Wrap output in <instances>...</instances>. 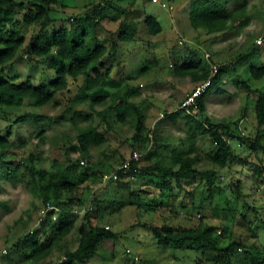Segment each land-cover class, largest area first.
<instances>
[{
    "label": "rangeland",
    "instance_id": "374dc122",
    "mask_svg": "<svg viewBox=\"0 0 264 264\" xmlns=\"http://www.w3.org/2000/svg\"><path fill=\"white\" fill-rule=\"evenodd\" d=\"M97 1L101 0H61L52 6L55 10L53 17L56 23L60 22L59 19L82 12L86 4ZM109 1L120 9H133V15H138L140 21L145 16L154 17L162 31L150 35L144 23L140 22L137 32L140 40L120 42L117 59L107 56V65L112 66V79L106 80L99 89L84 91V79L79 77L69 83L67 91L56 95V106L36 107L26 99L17 107L0 110V137H8L14 142L8 149L0 148V264H59L67 252L76 248L77 236L70 232L64 240L54 241L48 254L39 261L24 258L26 253L49 242L57 229L55 222L72 221L78 226L89 208L86 204L79 212H63L61 217L59 214L46 216L48 211L58 210L45 205L41 188L66 172L76 177V192L85 202L96 198L90 207L94 221L115 234L114 240L99 247L93 259L81 264H248L245 257L248 258L250 253H246V249L252 256L256 251L264 256V180L254 176L255 167L251 165L264 167V149L259 146L254 151L251 148L257 136L254 106L264 94V77L249 80L248 88L239 84L241 80L248 79L250 66L264 64V0H246L248 24L231 30L225 36L210 35L190 26L188 15L192 0L147 3L134 0L133 4L130 0ZM214 1L231 8L245 0ZM163 2L172 4V8L163 7ZM21 17L18 15L17 21ZM120 17L125 15L121 13ZM107 24L115 27L113 22ZM17 28L26 34V41L19 51L23 54L32 33L21 22L17 23ZM105 35V31L99 28V38L103 39ZM33 58L20 57L7 67L5 76L14 75L22 81L30 79L38 85L50 82L55 76L54 69L49 67L51 58L53 62H57V58L52 53ZM197 58H212L226 71L218 85L224 91H208L204 111L192 114L212 124L224 120L237 122L242 137L228 141L237 157L224 168L216 167L212 195L202 181H183L184 186L174 191L175 199L155 201L159 205L153 209L148 205L149 198H159L161 194L149 178L137 177L131 182L135 191H141V196L131 198L129 190L118 181L102 183L99 172L107 167H117L134 152L140 154L139 166L147 164L143 154L151 142L142 144L136 141L134 138L138 135L153 139L152 143L155 140L159 146L153 161L163 159L168 163L172 148L188 145L181 143L186 137L183 120L179 119L173 125L164 115L179 109L198 85L189 77L175 76L174 64ZM37 60L42 61L37 63ZM153 60L156 64L149 72L139 75L140 68ZM125 84L137 89L136 94L123 96L139 105L143 117L141 131L137 130V115L131 108L120 111L123 120L117 118L116 111L111 112L107 126L90 106L95 93L111 94ZM85 94L89 95L88 100L72 101ZM95 109L101 110L102 106L97 105ZM89 114L90 119L87 118ZM24 116L27 118L20 120ZM87 125L96 127L106 140L99 145L91 144L85 152L78 141V128ZM192 142L201 160L198 168H215L207 157L214 148L211 138L197 135ZM259 144L264 145V135L260 137ZM81 160L85 161L84 165ZM77 161L79 165H76ZM29 164H32L33 172L27 170ZM187 191L195 193L192 207H189L192 203L188 200ZM46 192L53 201V186L50 185ZM200 219L204 225L212 227L214 238L222 245L241 242L245 247L234 245L231 260L223 262L217 257V252L201 256L196 251L162 246L156 242L151 229L153 225L161 226L167 221L180 226H194ZM27 235L32 236L28 239L25 238ZM220 254L223 256L224 253Z\"/></svg>",
    "mask_w": 264,
    "mask_h": 264
},
{
    "label": "trees",
    "instance_id": "16d2710c",
    "mask_svg": "<svg viewBox=\"0 0 264 264\" xmlns=\"http://www.w3.org/2000/svg\"><path fill=\"white\" fill-rule=\"evenodd\" d=\"M59 1L61 0H0V110L17 107L23 104L26 99L36 107L56 106V95L67 91L69 83L75 82L79 77L84 79V91L99 89L106 80L112 79L110 73L112 66L107 65V56L111 55L117 59L120 42L134 43L140 40L137 36L140 22L144 23L150 35L162 31L160 23L154 17L145 16L140 21L138 15H133V9H120L110 3L109 0L88 3L82 12L73 13V16L66 19L61 18L59 19L60 22L56 23L53 17L55 10L52 6ZM133 1L130 0V3L133 4ZM148 1L151 0H143L144 3ZM115 10L116 13H113ZM121 13L125 17H120ZM20 14L22 15L21 20L17 21V16ZM188 20L194 30H201L210 35L225 36L231 30L246 26L250 18L246 0L231 8L214 0H192ZM20 22L32 33L23 48V54L19 51L26 41V34L17 28V23ZM108 22L115 23V27H109ZM99 28L106 33V37L103 39L98 36ZM50 53L57 58V62H53L51 58L49 67L54 69L55 76L50 82H42L38 85L30 79L22 81L14 75L5 76L7 67L14 64L20 57L27 56L29 60H32L34 56L42 58ZM40 61L42 60H37V63H41ZM215 62L212 58H197L182 62L179 65L174 64L173 73L177 77H189L193 83L198 85L209 81L208 88L200 94L195 105L189 107V110L181 108L180 105L179 109L164 115L167 121L173 125L179 119L184 121L186 137L181 140V143H187L186 147L172 148L168 163H165L163 159L153 161L152 158L157 154L159 147L156 141L154 140L152 143L153 139L140 135L134 138L142 144L151 142L150 148H145V154H143L144 159L149 161V164L139 166L138 163L136 176L146 180L149 178L156 185L155 190L161 194L159 198L153 196L149 198L148 205L153 209L159 205L156 202H159L160 199H175L174 191L184 186L183 181H202L205 183L209 194L212 195L215 177L217 176L216 167L224 168L229 161L237 157L228 142L233 137H242L237 122L224 120L212 124L208 120L203 122L192 114V112L204 111V99L208 91L215 88L219 93L224 91L218 88V85L226 70ZM235 63L238 62L235 61ZM155 64V60L145 63L138 74H147ZM215 69L216 71H214ZM247 72L248 79L241 80L239 84L248 88L249 80H260L264 77V64L259 67L250 66ZM235 83L238 84L236 81ZM136 93V88L125 84L111 94L95 93L90 101V106L107 126H109L107 117L111 112L116 111L117 118L123 120L120 111L131 108L137 115V130L141 131L143 129V117L139 105L123 96L124 94ZM88 99L89 95L85 94L74 98L72 101L83 102ZM97 105L102 106V109L96 110L95 106ZM76 113L81 114L80 112ZM254 115L257 136L252 141L251 148L255 151L260 146L263 150L264 145L259 144V139L264 135V94L255 103ZM26 118L27 116H24L20 120ZM87 118L90 119L91 114ZM197 135H207L211 138L214 148L207 157L215 165V168L206 170L198 168L201 160L197 153V147L192 142ZM105 140V136L92 125L78 128V141L85 152L91 144L99 145ZM13 145L14 142L10 141L8 137H0V148L8 149ZM76 165H79V161L76 162ZM251 165L255 167L254 176L264 180V167L258 164ZM26 168L31 172L34 171L32 164ZM115 169L116 167H107L104 171L101 170L99 172L100 177ZM75 178L72 173H63L55 182L42 187L41 193L45 205L48 208L52 206L58 210L57 212L48 211L46 213L48 217L52 214H59L61 217L63 212L68 211L76 212L77 210L79 212L87 204L89 208L82 216L81 223L75 226L72 221L55 222L54 227L57 229L52 233L49 242L31 253H26L25 259L32 258L34 262L39 261L48 254L54 241L64 240V237L70 232L77 236V246L74 250L67 252L59 264H81L89 261L96 256L100 246H103L107 241L114 240L115 234L99 222H95L91 217L92 208L90 207L96 198L93 201H88V203L85 202L76 192ZM135 180L118 181V184L129 190L131 198L141 196V191L137 192L131 186V182ZM50 185L53 186L54 191L53 201L46 192ZM239 185L238 182L236 184L237 189ZM194 194L193 191L186 192L188 200L192 203L189 207L193 206ZM151 229L156 242L162 246L196 251L201 256H205L208 252H217L219 253L217 257L223 262L231 260L234 245L245 247L241 242L222 245L214 238L212 227L204 225L201 219L194 226H180L170 224L167 221L161 226L153 225ZM30 236L32 235H27L25 238L30 239ZM221 252L224 253L223 256L220 254ZM245 252L251 254L248 258L245 257L249 261L248 264H264V256L259 251H256L253 256L250 250L246 249Z\"/></svg>",
    "mask_w": 264,
    "mask_h": 264
},
{
    "label": "built area",
    "instance_id": "2783aa9c",
    "mask_svg": "<svg viewBox=\"0 0 264 264\" xmlns=\"http://www.w3.org/2000/svg\"><path fill=\"white\" fill-rule=\"evenodd\" d=\"M153 2L159 1V0H151ZM165 8H172V4L163 2L162 4ZM216 71V69L214 70ZM209 86V81L199 84L184 100V102L181 104V108L185 110H189L188 108L195 105L196 99L200 96L202 92H204ZM140 154L137 152H134L131 156H129L127 159L122 161L121 164H119L115 170L104 173L101 177L102 183H108V182H117V181H132L136 179V172H137V164L139 162ZM80 163L82 165L85 164L84 160H81ZM4 253L6 251L4 250Z\"/></svg>",
    "mask_w": 264,
    "mask_h": 264
},
{
    "label": "crops",
    "instance_id": "0c3cea01",
    "mask_svg": "<svg viewBox=\"0 0 264 264\" xmlns=\"http://www.w3.org/2000/svg\"><path fill=\"white\" fill-rule=\"evenodd\" d=\"M215 89H217V88H215ZM166 113H169V112H166ZM183 122H184V121H183ZM176 124H177V123H176ZM184 126H185V125H184ZM145 161H147V160H145ZM148 162H149V161H147V164H149ZM147 164H144V165H147Z\"/></svg>",
    "mask_w": 264,
    "mask_h": 264
}]
</instances>
